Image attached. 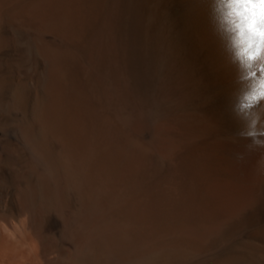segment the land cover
<instances>
[{"label":"bare ground","instance_id":"obj_1","mask_svg":"<svg viewBox=\"0 0 264 264\" xmlns=\"http://www.w3.org/2000/svg\"><path fill=\"white\" fill-rule=\"evenodd\" d=\"M226 2L0 0V264H264Z\"/></svg>","mask_w":264,"mask_h":264},{"label":"clouds","instance_id":"obj_2","mask_svg":"<svg viewBox=\"0 0 264 264\" xmlns=\"http://www.w3.org/2000/svg\"><path fill=\"white\" fill-rule=\"evenodd\" d=\"M241 9L237 13L236 9ZM222 11L224 20L231 25L234 37L232 43L240 40L241 33L251 35L252 43L248 45L247 59L258 68L264 65V0H228ZM246 17L241 24L235 22V18ZM251 24L250 28L248 25ZM235 55V54H234ZM233 62H237L234 59ZM240 75L237 78V84H243L247 79V69L241 68L239 64ZM257 75V71L253 72ZM233 110L242 121L243 126L235 133L233 142L247 140L249 143L245 146L249 151L264 149V88L259 84L249 88L242 95L235 94Z\"/></svg>","mask_w":264,"mask_h":264},{"label":"snow or ice","instance_id":"obj_3","mask_svg":"<svg viewBox=\"0 0 264 264\" xmlns=\"http://www.w3.org/2000/svg\"><path fill=\"white\" fill-rule=\"evenodd\" d=\"M241 16L243 19H246V17L243 16V13H241ZM250 28L252 27L251 24L248 25ZM252 43V37L251 35L241 33L240 40L237 43H233V51H234V58L238 61L241 68L247 69V77L251 78L253 81L252 87H255L257 84L260 85L261 88H264V65H261L259 67V78H257V75H253V72L257 71V67L252 63V61L247 59V51L250 49L248 48V45ZM264 59V57H262Z\"/></svg>","mask_w":264,"mask_h":264}]
</instances>
